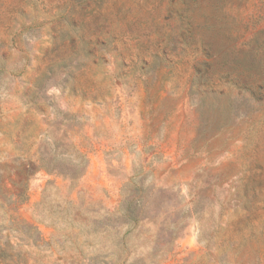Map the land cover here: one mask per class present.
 I'll list each match as a JSON object with an SVG mask.
<instances>
[{
  "label": "rangeland",
  "instance_id": "rangeland-1",
  "mask_svg": "<svg viewBox=\"0 0 264 264\" xmlns=\"http://www.w3.org/2000/svg\"><path fill=\"white\" fill-rule=\"evenodd\" d=\"M0 264H264V0H0Z\"/></svg>",
  "mask_w": 264,
  "mask_h": 264
}]
</instances>
